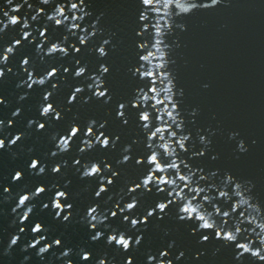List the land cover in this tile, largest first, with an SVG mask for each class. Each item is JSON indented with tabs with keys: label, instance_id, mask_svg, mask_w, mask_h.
<instances>
[{
	"label": "water",
	"instance_id": "obj_1",
	"mask_svg": "<svg viewBox=\"0 0 264 264\" xmlns=\"http://www.w3.org/2000/svg\"><path fill=\"white\" fill-rule=\"evenodd\" d=\"M73 2L80 4V0H53L51 5L45 6L40 0H27V3L25 0H13V4L9 6L7 0H0V21L5 23L7 19L4 12L11 13L12 7L22 5L19 13H11L21 18L20 23L15 27L10 26L6 31H0V61L6 47L14 45L16 40L22 41L8 63H0V70L6 73L4 78H0V99L5 101V104L0 105V121H4L6 125L5 130L0 132V138L7 137L6 143H10L16 134H24L26 137L12 149L19 153L15 159L7 148L0 150V264H64L53 254L62 253L68 248H85L89 251L93 259L86 264H95L102 257L109 260L114 257L115 264H124L127 256L133 257L134 264H146L149 251L159 259L162 250L171 253L170 258L174 264H241L235 259L237 251L234 244L225 247L223 241L216 239L215 229L200 231L198 222L181 221L178 212L181 202L172 201L167 192L159 193L158 186L153 185L150 193L143 190L133 194L139 199V207L130 214L133 218L138 217L143 221L147 211H155V215L148 218L146 230L142 225L138 231H129L130 222L125 223L123 219L127 213L120 214L116 209L119 198L114 194H118L121 188L127 193L130 187L141 183L151 173L155 163L148 165L147 159L153 151H160V157L157 158L159 163L167 165L171 162L172 158H167L159 149L158 145L162 142L158 137L155 141L148 139L156 127H169L171 131L164 135L167 141L176 146L178 155L174 158L181 164L180 174L192 176L191 187L205 189L197 202L205 203V210L213 213L218 227H222L225 232L235 231L236 226H240L243 231L240 241L245 238L256 239L259 229L254 230V225L248 223L256 213L238 208L237 212L224 218L223 211L231 212L238 202L235 184L251 182V191L246 196H250L252 202L261 208L262 213L258 219L264 222V0H221L218 5L209 8L204 5H211L212 0H194L199 7L187 15L180 14L174 7L172 28L169 30L165 26L163 43L160 45L161 50L164 47L168 54L165 69L162 61L157 58L151 60V65L148 60L143 62L140 59L148 51H154V57L159 56L154 49L157 39L155 26L157 21L166 19L143 6L142 0H84L80 11L76 13L71 11L70 5ZM58 5L65 7L67 15V20L60 26L47 19ZM40 9L44 12L33 21L32 16L37 15ZM77 15L84 19L73 20ZM142 15H148L149 19L141 20ZM25 21L29 24L27 29H23ZM74 23L79 27L73 29ZM2 28L3 24H0V29ZM23 31L32 33L28 41L23 40ZM94 31L97 35L92 37ZM41 32H44L43 37L40 36ZM81 36L91 38L87 44L82 45ZM106 40L109 41L107 45L104 44ZM55 43L67 48L68 55L61 56L57 52L48 56L47 50ZM41 45L44 51L38 52ZM141 45L145 47L142 48ZM100 47H105L108 53L106 57H100ZM76 48L81 49L79 53ZM25 58H29V71L36 78L44 76L53 68L58 69L57 77L44 87L33 86L29 89L24 83L28 79V72L23 66ZM158 64L161 66L157 67ZM102 66L109 68L107 74L102 72ZM79 67L86 68L85 76L75 78L74 74ZM8 69L12 71L9 72ZM138 69L139 72L151 70L152 74L142 79ZM161 72L170 76L175 84L174 102L178 114L176 123L168 121L165 115V122L162 124L159 111L152 107L154 101L134 107L142 100L143 94L152 95L150 89L153 86L160 92V98H163V88L168 81L163 80ZM97 78L102 79L103 88L97 87ZM153 79L156 80L155 84ZM53 85L59 87L50 102L62 113L63 119L60 121H56L54 115L45 119L40 114L41 105L45 103L43 96L53 90ZM76 87H82L84 91L76 102L69 104ZM97 90L106 91L110 99H97ZM22 95L27 98L21 101ZM121 104L127 105L124 118L127 120L126 124L119 117ZM165 106L172 107L171 104L158 105L160 110ZM18 109L21 115L14 119L13 126L7 127L8 121L13 120L12 113ZM143 111L152 113V126L147 132L139 119ZM93 120L96 121L94 130L97 136L103 132L105 137L111 139L114 147L104 149L97 145L95 149L81 155L79 149L83 147L85 139L95 142V137L85 135L89 121ZM29 121H36L30 129ZM105 122L106 126L100 128ZM39 123H45V130H37ZM73 124L81 128V133L75 139L72 150L65 155L50 158L51 152L55 150V144L50 140L52 134L68 135ZM172 131L177 134L175 138L171 135ZM182 136L190 137L186 142L187 151L179 149L178 141ZM205 140L210 143H204ZM241 141L248 149L244 153L239 151ZM149 143L153 145L152 148L148 147ZM21 145L23 152L20 151ZM128 146L131 151L125 153L124 149ZM28 149H32V152L29 153ZM123 155H130L131 161L118 164ZM33 158L39 159L42 166L47 165L46 175H36L30 170ZM76 159H80L82 164L89 161L101 162L102 168L111 165L119 173L108 193L99 199L94 197L100 186V178L82 179V165L79 172L74 167ZM137 160H143L144 164L138 165ZM64 161H67V166L62 168V173L52 174L50 169ZM17 171L23 173V179L14 183L13 177ZM155 175L159 178L163 173L157 171ZM169 175L176 177V172L169 169ZM105 176L113 178L111 172H105ZM229 176L233 178L231 184L228 183ZM66 182H70L67 188L64 187ZM178 183L177 191L184 188L189 198L196 195L185 188L183 181ZM54 184L69 193L70 199L64 201L65 205H73L69 222H63L62 217L56 219L55 211L51 208V199H54L58 190L52 188ZM40 185L50 190L32 201L35 211L28 222L21 225L12 213L17 201H5L4 189L8 187L12 193H17L25 189L34 191ZM89 185L91 188L84 191ZM163 187L168 188V185ZM168 191L173 189L169 188ZM220 191L229 192L231 199L226 201L220 198ZM110 195H113V199L105 203ZM205 196L211 198V203L204 201ZM130 200V196H125L120 207L123 208L124 203ZM169 201L172 202L166 209V214L159 213L156 204ZM45 203H49L48 209H43ZM97 205L107 216V223L111 228H102L105 239L92 242L91 237L96 233L91 230L85 218L89 207ZM217 207L222 210L219 216L215 215ZM112 210L118 211L117 218L111 217ZM14 219L17 221L15 225L12 224ZM225 219L228 220L227 223ZM37 222L48 229L47 242L57 238L63 242V247L54 248L43 262L36 254L38 249L22 251L24 246L36 239L31 229ZM20 227L26 229L23 234L19 233ZM112 228L126 232L133 239L142 235L143 242L139 250L134 248L125 254L115 245L109 247L106 237ZM165 232L169 234L165 235ZM15 234H20L21 239L10 254H6ZM205 235L210 239L201 243ZM172 241L175 242V247L169 248ZM259 246L258 243L255 245ZM217 249L220 251L217 252ZM181 251L186 256L176 262L175 258ZM200 253L203 255L196 259V255ZM25 257L31 258L25 260ZM71 260L74 264H85L76 255ZM243 264L260 262L245 256Z\"/></svg>",
	"mask_w": 264,
	"mask_h": 264
},
{
	"label": "clouds",
	"instance_id": "obj_2",
	"mask_svg": "<svg viewBox=\"0 0 264 264\" xmlns=\"http://www.w3.org/2000/svg\"><path fill=\"white\" fill-rule=\"evenodd\" d=\"M40 2L45 5L49 6L53 3V0H40ZM221 2V0H212L211 5H204L205 8L214 7L218 5ZM8 5L13 4V0H7ZM25 3H27V0H25ZM84 3V0H80V4H77L75 2L71 3V11L73 13L80 11V5ZM143 6L146 8L152 9L155 11V14L157 16L165 17L166 19L161 21H157L155 26V36L157 39H155V53H158V57H154V51H148L147 54L140 57V59L144 62L145 60H148L149 65H151V60L153 58H157L162 61V66L164 69L167 67V51L163 47V50H161L160 45L163 43V36L165 35V26L167 29L172 28V10L175 7V9L178 10L180 14H191L193 11H195L199 5L194 2V0H142ZM21 6H16L11 8V13H19L21 11ZM44 10L40 9L37 15L32 16V20L36 21L37 18L43 13ZM9 13L8 11L4 12V16L7 19V22L0 21V24H3V28L0 29V31H6L10 26L15 27L18 23H20L21 18L18 15H13ZM62 18V19H61ZM48 21L55 22V25L60 26L61 24H64L67 20V15L65 13V7L64 6H57L55 8V11L53 14L48 15L47 17ZM83 16H74L73 20L81 21L83 20ZM149 19L148 15H142L141 20L147 21ZM78 24H73L72 28L76 29L78 28ZM29 28V24L27 21L23 24V29ZM99 31V29L97 30ZM32 33L29 31H23V40L28 41L29 36H31ZM97 35V32H92L91 36L95 37ZM40 36H44V32L40 33ZM91 37L88 36H81L80 37V43L82 45L87 44L88 40ZM109 41H104V44L107 45ZM22 45L21 40H16L15 44L12 46L6 47L5 54L2 57V61L0 63L7 64L10 57L15 54L16 48L20 47ZM141 47H145L144 45H141ZM80 48H76V52H80ZM38 52H43V46L41 45L38 49ZM61 53V56H67L68 55V49L65 47H62L61 44L55 43L52 44L51 47L47 50L48 56H53L54 53ZM100 57H106L107 51L105 47H100L98 49ZM43 59V57H42ZM30 65L29 58H25L23 60V66L24 70L28 72V79L24 83L27 84V87L29 89L33 88V86H46L50 81H52L54 78L57 77L58 69L53 68L51 71L47 72L44 76L40 78H36L33 72L29 71L28 66ZM161 65H157V67H160ZM9 72L12 71V69H8ZM67 72L68 70L65 69ZM139 72V69L137 70ZM102 72L104 74H107L109 72V68L106 66H102ZM86 68L85 67H79L78 70L75 72V78H80L85 76ZM142 79H145L146 75H151V70L149 71H143L139 72ZM6 75L5 71L0 70V78H4ZM161 77H163L164 81H168L167 85L163 88V91L165 92V95L163 98H160V92L157 91L156 87L153 86L150 91L152 95H149L147 93L143 94L142 100L138 101L134 107H138L140 103H143L144 105H148L150 101H154L152 107L157 109L159 111L160 116V122L163 124L165 115L167 116L168 121H171L172 123H176L178 121V114H177V107L174 102V88L175 84L172 82L170 76H166L161 72ZM153 84L156 83V80L153 79ZM96 85L98 88H103L104 84L102 82V79L97 78L96 79ZM22 86V85H21ZM58 85H53V90L47 92L46 95L43 96L44 104L41 105L40 114L45 119L49 118L50 116L54 115L56 121H60L63 119V115L60 111L57 110V108L50 102L52 95L54 92L58 89ZM84 91V88L82 87H76L74 89V93L71 95L70 100L68 101L69 104L74 103L77 101L78 96ZM95 97L97 99L108 97V93L106 91H100L97 90L95 92ZM26 95H22L20 97V100L26 99ZM110 99V97H108ZM166 101V102H165ZM5 104V101L3 99H0V105ZM166 105L171 104L172 107L169 108L168 106L163 107L162 110H160V107L158 105ZM126 104L120 105V113L119 117L121 119L125 118L126 114ZM21 115V111L18 109L15 112L12 113L13 120L8 121L7 127L13 126L14 119L18 118ZM139 119L143 122L144 130L145 132L149 131V129L152 126V113L150 111H143L140 113ZM125 124L127 123V120L124 119ZM36 123V121H29L28 128H32L33 125ZM106 126L105 124H101L100 128H104ZM96 127V121H89V125L87 127V131L85 135L89 138L95 137V142H93L91 139H85L83 141V147L79 149L80 154L83 155L87 153L90 150H93L97 147V145L103 147L104 149H108L110 147H114V144L112 143L110 138H107L104 136V133L101 132L99 136H97L96 131L94 130ZM6 128L5 122L0 121V132L4 131ZM46 125L45 123H39L38 124V131L45 130ZM171 129L169 127H156L154 131L151 132V135L148 137L149 141H155L158 137L160 143L158 145L159 149L162 150V152L165 154L167 158H172L171 162L167 165L161 164L158 162L157 158L160 157V151H153L152 154L147 159V164L152 165L155 163V167L152 168L151 173L146 176V178L142 179L141 183H136L134 187H130L128 189V192L125 193L124 189L121 188L120 192L118 194H114L115 196H118L119 202L116 204V209H118L120 214L127 213L123 216L124 222L128 223L130 222V229L129 231L133 230H140L141 226L143 225L144 230L147 229L148 224V218L155 215L154 210L147 211L146 217L141 221V219L133 218L130 214L134 213L137 208L139 207V199L133 195L137 193L138 191L147 190V192H152V186L156 185L158 186L159 193H165L172 198V201H179L181 202V206L178 209L179 212V219L184 222L188 221H195L198 222V230L200 231H209L211 229H215V235L217 240L223 241V244L225 247L230 245H235L237 255L235 256V259L237 261H240L241 264H243V260L245 256H249L252 260L260 262V264H264V222H260L258 217L261 215L262 210L261 208L252 202V198L250 196H246V193H250L251 187L249 186L251 182H245V183H236L235 184V196L238 197V202L234 204L231 212L229 211H223V217H229L230 214L237 212L238 208H245L246 211H251L253 213H256V215H252L251 218L248 220V223L251 225H254V230L259 229V233L256 234L255 240H248L245 238L244 241H240V237L243 235V231L240 226H236L235 231L228 230L224 231L222 227H218L217 221L213 218V213L208 212L205 210V203H198L197 198L199 197L201 192H204L205 189L202 187H191L193 184L192 176L190 175H182L181 173V164L178 162L176 157L178 155L176 146L171 142L167 141L166 137L164 135L165 132H170ZM81 128L78 125L73 124L70 129V134L59 136L58 133L52 134L50 137V140L55 144V150L51 152L50 158H55L59 155H65L69 153L72 150V145L75 141V139L80 135ZM171 135L173 138L176 137V132L172 131ZM236 135V134H233ZM24 134H16L14 138L10 140V143H6L5 138H0V150H9L11 152L12 157L15 159L18 157L19 153L12 151V149L19 144L23 139H25ZM190 139L189 136H182L179 138L178 146L179 149L187 151L186 149V142ZM204 143H210L209 141H203ZM149 148H152L153 145L149 143ZM248 149L246 148L243 141L239 143V151L241 153L246 152ZM20 151L23 152L24 148L21 145ZM131 148L130 146L126 147L124 149V152H130ZM28 152L31 153L32 149H28ZM203 154V153H201ZM132 157L130 155H123V158L118 161V164H127L131 161ZM138 165H143V160H137ZM82 165L83 171L81 178L82 179H95L97 177L100 178V186L98 187V190L95 191L94 197L96 199L101 198L105 193L109 192V187L114 184V178L119 175V173L115 172L112 169L111 165H105V167L102 168L101 162L97 161H89L84 162L82 164V161L80 159H76L74 163V167L77 168V171H81L80 166ZM67 166V161H64L62 164L58 163L55 166H53L50 170L52 174L54 175H60L62 173V168ZM30 170L36 174V175H46L48 172L47 165L42 166L39 159L33 158L31 161V164L29 166ZM169 169H172L176 172V177H170L169 175ZM159 171L163 173V175H160L158 178L155 173ZM105 172H111L113 178H108L105 176ZM23 179V173L20 171H17L13 177V182H19ZM179 181H183V184L185 185V188H189L191 192H195L196 195L189 198L188 195L185 194L184 188H180V190H176L179 188ZM233 182V178L231 176L228 177V183L231 184ZM168 185V188L163 187V185ZM70 185V182H66L64 187L67 188ZM52 188H58V190L55 192L54 199H51V208L53 211H55V218L61 219L63 222H69L72 218V209L73 205L71 203L65 205L64 201L69 200L70 196L69 193L60 190L58 185H52ZM91 188V186H87L84 191H88ZM171 188L173 191L169 192L168 189ZM50 189L46 188L45 186H37L34 191H27L22 190L17 193H12L11 189L6 187L4 189L5 196L4 199L7 202H10L12 200H16V204L12 208V213L17 217L19 220V223L21 225H24L28 222L29 218L32 216V214L35 211V205L32 203V201L40 198L45 194L46 191H49ZM79 196V193L76 194ZM125 196H130L131 200L130 202L124 203V207H120V203H123L125 200ZM219 197L224 200H230L231 196L229 192L227 191H220ZM113 199V195H110L108 197V200L105 201V203L110 202ZM172 201L169 202H158L156 204V208L159 210V213L166 214V209L169 208V205ZM204 201L211 203V198L209 196L204 197ZM49 203H45L43 205V209L49 208ZM66 209L68 211H66ZM118 211L112 210L111 211V217L117 218L118 217ZM221 208L217 207L215 209V215L219 216L221 214ZM68 214H64V213ZM160 218H163L161 216ZM86 222L90 224L91 230L95 231V235L91 237L92 242H98L101 239H105V231H102L101 229L108 230L111 228V226L107 223L108 218L106 215H104L99 206H90L89 209L86 212ZM16 220L14 219L12 221V224H16ZM228 220L225 219V223H227ZM26 231L24 227L19 228V233L23 234ZM33 236L36 237V239L32 242H30L29 245H26L22 248V251H31L32 249H38L37 250V256L39 259L43 262L50 252L53 251L54 248H61L63 247V242L60 239H54L52 242H47L48 237L46 233L48 232V229L45 228L41 223H35L34 226L31 229ZM41 233H44V235H39ZM15 234L12 236L10 244L8 246V250L6 254H10L11 249L15 247L20 239L21 235ZM168 232H165V235H168ZM195 234V233H194ZM209 236L205 235L202 238L201 243L207 242L209 240ZM143 242V236H139L135 239H133L131 236H129L126 232L120 231L118 229L112 228L111 231H109L107 237H106V244L111 247L115 245V247L119 250H121L123 253H129L134 248L136 250H139V246ZM259 244V247H255L256 244ZM169 248L175 247V242L172 241L168 245ZM217 252L220 251V249L216 250ZM54 256H56L57 259L62 260L64 264H74V262L71 260V257L73 255L78 256L82 262H88L91 261L92 254L87 251L85 248H80L79 250L75 249H65L62 253H54ZM203 255V253L197 254L196 259H200V256ZM171 253L167 250H162L159 253V259H157V256L152 254L150 251L147 254L146 264H174V261L170 258ZM186 256L185 252L181 251L179 255L175 258V261L178 262L182 259H184ZM31 257H25V260L30 259ZM95 264H115V258H111V260L107 258H99L95 261ZM124 264H134V259L131 256H127L125 258Z\"/></svg>",
	"mask_w": 264,
	"mask_h": 264
}]
</instances>
